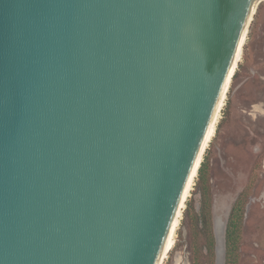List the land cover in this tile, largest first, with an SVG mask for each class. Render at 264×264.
Returning a JSON list of instances; mask_svg holds the SVG:
<instances>
[{
	"label": "water",
	"instance_id": "1",
	"mask_svg": "<svg viewBox=\"0 0 264 264\" xmlns=\"http://www.w3.org/2000/svg\"><path fill=\"white\" fill-rule=\"evenodd\" d=\"M256 4L0 0V264H158Z\"/></svg>",
	"mask_w": 264,
	"mask_h": 264
},
{
	"label": "rangeland",
	"instance_id": "2",
	"mask_svg": "<svg viewBox=\"0 0 264 264\" xmlns=\"http://www.w3.org/2000/svg\"><path fill=\"white\" fill-rule=\"evenodd\" d=\"M239 76V77H238ZM264 101V2L249 29L243 59L228 93L217 135L208 148L205 179L198 175L176 244L164 264H225L226 228L237 197H246L238 264H264V113L245 110ZM260 105V104H258ZM257 106V105H256ZM255 106V108H256ZM210 208L213 253L196 215Z\"/></svg>",
	"mask_w": 264,
	"mask_h": 264
},
{
	"label": "bare ground",
	"instance_id": "3",
	"mask_svg": "<svg viewBox=\"0 0 264 264\" xmlns=\"http://www.w3.org/2000/svg\"><path fill=\"white\" fill-rule=\"evenodd\" d=\"M263 2H264V0H257V4L255 5L254 10H253V20H254V17L258 11L259 6ZM248 34H249V28H247L244 32V35H243V38L241 41V46L239 47V50H238L237 55H236V60L234 63L233 71L231 72V75L229 76L227 84L225 85L224 92L221 96V99H220L218 105H217V109H216V112L214 114L213 121H212V124L209 128V132H208V135H207V138L205 141V145H204L203 150H202L201 158H199V160H202L201 165H202V162L204 161V158H205L204 156H205L208 148L211 146V143L213 142L214 138L217 135L219 124H220L222 118L224 117L223 116V110L225 109V106L227 105L228 93H229V90L231 88L233 79H234L236 72L240 66V63L243 59L244 47H245V44H246V41L248 38ZM256 109L261 110L262 109L261 105H257ZM200 167H199V169H200ZM198 175H199V170L197 172L195 169L193 171L191 179L189 180V184H188V187H187L186 192H185V197L183 198V201L181 202V204L179 206L177 216H176L175 221L173 223V226L169 232L164 251L161 255V258L159 259L158 264H164L166 262L167 258H169V254H170L171 250L173 249V247L176 244V239L178 236V229L181 225L185 208L187 207L188 198L191 196L192 191L194 190V187L196 185V180H197ZM175 264H181V259L179 257H177Z\"/></svg>",
	"mask_w": 264,
	"mask_h": 264
},
{
	"label": "trees",
	"instance_id": "4",
	"mask_svg": "<svg viewBox=\"0 0 264 264\" xmlns=\"http://www.w3.org/2000/svg\"><path fill=\"white\" fill-rule=\"evenodd\" d=\"M199 175L201 179H205V162L199 169ZM246 197L244 193H241L235 200L227 222L226 228V252H225V264H238L239 248H240V231L245 214ZM198 226L203 224V231L208 237V249L213 253L215 246V238L212 232L211 225V213L210 208L206 209V206L202 208L200 215H196Z\"/></svg>",
	"mask_w": 264,
	"mask_h": 264
},
{
	"label": "flooded vegetation",
	"instance_id": "5",
	"mask_svg": "<svg viewBox=\"0 0 264 264\" xmlns=\"http://www.w3.org/2000/svg\"><path fill=\"white\" fill-rule=\"evenodd\" d=\"M239 77V76H238ZM260 104L262 109H256L255 106ZM250 116L252 117H255V118H258V113L256 112H259V111H262V113H264V101L262 100L260 103H257V104H254V103H251L250 104V109L249 110H245ZM225 118V117H223ZM222 123V121H221Z\"/></svg>",
	"mask_w": 264,
	"mask_h": 264
},
{
	"label": "snow or ice",
	"instance_id": "6",
	"mask_svg": "<svg viewBox=\"0 0 264 264\" xmlns=\"http://www.w3.org/2000/svg\"><path fill=\"white\" fill-rule=\"evenodd\" d=\"M207 27H208V34H209V36H211L212 32L214 30V21L210 19Z\"/></svg>",
	"mask_w": 264,
	"mask_h": 264
}]
</instances>
